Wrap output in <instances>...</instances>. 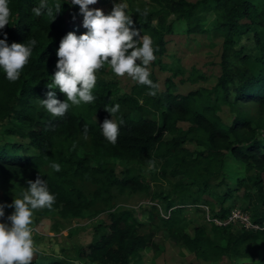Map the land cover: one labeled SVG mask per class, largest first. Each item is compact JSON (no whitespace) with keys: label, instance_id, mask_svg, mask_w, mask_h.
<instances>
[{"label":"trees","instance_id":"16d2710c","mask_svg":"<svg viewBox=\"0 0 264 264\" xmlns=\"http://www.w3.org/2000/svg\"><path fill=\"white\" fill-rule=\"evenodd\" d=\"M169 1L171 11L186 21L187 31L201 24L200 12L213 11L217 16L215 28L223 37L224 59L213 87L214 99H211L213 90L207 87L175 92L174 87L166 84L156 96H151L148 86L136 82L129 91H120L117 79L107 76L110 69L105 65L97 72L93 89L97 99L91 104L70 106L64 117H53L41 100L47 98L48 91H54L62 102L66 100L58 87L49 89L48 85L58 71L56 53L61 39L69 32L79 36L88 31L74 21L79 5L71 4L70 0H48L49 6L61 3V10L36 16L32 9L40 0H9L11 17L9 24L0 29V39L6 34L9 45L27 44L31 39L36 44L17 81H8L0 69V125L5 133L26 138V146L31 150L17 140L0 142V185L18 182L22 191L14 199L22 198V192L29 187L28 181L39 176L56 196L52 208L44 209H58L61 214L75 217L96 206L100 198L102 202L108 201L114 185L122 190L125 187L147 190L142 166L154 162L158 177L167 181L171 192L154 191L150 199L161 202L164 209L175 206L164 218L158 206L147 200L144 203L149 208H142L146 221L136 217L134 207L115 206L109 212V223L104 230L77 248L76 259L39 257L32 264H83L77 259L98 264H130L134 259L140 260L146 247H151L154 254L159 250L155 234L161 226L168 238L198 258L230 255L242 258L237 264H264V227L233 229L230 223L209 224L201 216L192 217L186 212L192 207V214L199 213L198 204L203 203L211 214L225 218L230 207L223 204L242 190V210L256 221L264 217V0ZM137 8L140 13L136 12ZM145 8L142 5L133 10L149 24L152 13L148 10L144 16ZM66 21L69 23L65 24ZM159 21L154 46L158 56L163 52L165 34L175 30L164 25L162 17ZM250 31L253 49L246 51L240 41L243 36L248 38ZM237 43L240 50L237 55L251 67L236 69L238 79L229 89L235 74L230 73L226 53ZM150 79L156 83L154 75ZM189 79L196 81L197 77L191 75ZM229 91L233 92L232 98ZM221 103L233 107L229 123H224L219 114ZM115 104L120 109L111 116L105 108ZM112 117L118 123L124 121L115 144L105 139L100 127L103 122L99 121ZM180 120H188L190 124L180 127ZM85 125L88 126L86 139ZM191 132L196 134L192 140L200 146L196 149L183 144L190 139ZM258 132L262 138L257 137ZM232 157L243 163L245 172L235 178L234 186L221 193L217 186L224 182V169ZM111 158L127 164L122 174H117ZM53 163L59 164L61 171L56 172L51 167ZM86 181L93 185L89 195L82 187ZM13 200L8 193L0 194L6 218L15 210L14 206L7 207ZM214 236L223 238L224 242Z\"/></svg>","mask_w":264,"mask_h":264},{"label":"rangeland","instance_id":"374dc122","mask_svg":"<svg viewBox=\"0 0 264 264\" xmlns=\"http://www.w3.org/2000/svg\"><path fill=\"white\" fill-rule=\"evenodd\" d=\"M120 2L128 4L127 11L133 19V27L139 30L140 36L144 34L150 36L153 41V46H155V41L157 39L156 27L159 28V23L161 22L159 19L161 20V17L164 25L175 27L173 32L165 34L162 54L158 56L156 52V59L149 65L151 75L156 77V83L160 85V90L164 89L166 84H170L171 88L174 87L173 91L175 92H187L193 88L199 87H207L213 90L217 77L221 73V66L224 59L223 37L221 32L215 28L217 20L215 12H200V15H203L201 24L194 30L187 31L186 21L183 18L177 17L176 13L171 11L169 0H97V3L89 5V8L101 9L107 15L112 11L114 4ZM142 5L152 13L149 24L144 22L133 10L134 7ZM74 21L83 26V14L80 12V8ZM67 23L69 22L66 21L65 24ZM257 29L261 30L260 27ZM251 33V31L248 32V38L243 36L240 41L246 51L253 49ZM134 39H139V37H134ZM238 45L239 43H237L233 49L229 48L226 53L227 65L230 69V73L234 72L235 74V81L230 84L229 89L234 86L238 79L236 69L247 70L251 67L250 63L245 60L243 61L242 58L237 55L240 51ZM253 51L254 50H252V52ZM191 75H195L197 80L191 81L189 79ZM107 76H113L117 79L120 91H129L132 85L136 83L127 76H115L111 70L108 72ZM167 81H169V83H166ZM215 93V90H213L211 99H214ZM232 95L233 92L229 91L230 98H232ZM232 110V105L220 104L219 114L224 123L230 122ZM110 119L115 120L113 117ZM99 121L103 122L104 120ZM189 124L190 122L188 120L178 121V125L183 128H186ZM3 129L4 126L1 124L0 142L7 139L17 140L23 143L25 149L31 150L30 147L26 146L28 141L26 138H19L16 135L7 134ZM189 135L190 139L186 140L183 144L191 149L200 147L192 140L196 134L191 132ZM257 137L262 138V133L258 132ZM82 151V149H79V152ZM111 160L116 167L117 174H122L127 164L117 158H111ZM142 169V177L148 185L147 190H131L128 187L122 190L117 185H114L111 187V197L108 201L102 202L100 198L96 206L86 210L83 215L75 217L61 214L58 209L48 211L40 209L35 211L33 216V227L35 229L34 239L40 249L35 258L43 257L48 259L52 257H65L69 260L76 259L77 248L86 245L104 230L105 225L109 223V212L115 206L134 207L136 209V217L146 221V212L142 211V208L145 207L148 209L149 207L145 206L144 202L148 199L152 201L150 197L154 191H171L169 189L170 186L166 183L167 181L158 177L155 167L142 166ZM154 170L155 173H153ZM244 172L243 163H240L232 157L228 160V164L224 169V182L217 186V190L222 193L224 190L231 188L234 186L235 178L240 177ZM87 182L88 181L82 184V187L89 195L93 185ZM194 187L193 185L192 189H194ZM20 190L18 182L0 185V194L8 193L11 200L19 195ZM239 194L240 195L236 193V197H229L223 206L241 208L244 201L242 190H240ZM237 195L241 197H237ZM159 204L163 206L161 202ZM204 205L206 204L200 203L198 204L200 207L196 206L201 209L199 213L192 214V207L187 209L186 212L190 213L192 217L201 216L202 220H206ZM156 220L157 219H155V221ZM0 222L8 223L9 225L11 223L5 216L0 217ZM208 223L210 224L211 221H208ZM230 224L233 229H237L240 226L238 223ZM156 230L155 241L158 243L159 250L154 254L151 247H146L141 251L140 260L134 259L130 264H237V262L242 260V258H234L230 255L210 257L207 259L198 258L185 246L175 244L172 239L168 238L162 226L158 227ZM214 237L217 240L220 239L219 241L222 243L224 242L223 238L219 236ZM262 251H264V248ZM77 260L82 261L83 264H98L81 259Z\"/></svg>","mask_w":264,"mask_h":264},{"label":"clouds","instance_id":"9594fccd","mask_svg":"<svg viewBox=\"0 0 264 264\" xmlns=\"http://www.w3.org/2000/svg\"><path fill=\"white\" fill-rule=\"evenodd\" d=\"M73 5H79L83 14V26L88 30L77 36L69 32L64 36L57 50L58 71L54 74L49 89L58 87L65 94L66 100L56 98L54 91L47 92V98L41 100V105L53 117H64L70 106L91 104L97 97L93 89L97 83V72L107 65L117 77H129L140 85L148 86L149 95L156 96L160 85L150 79L149 65L156 59L152 38L148 35L140 36L139 30L133 27V19L127 11L128 4L124 2L114 4L110 14L101 9H90L89 5L97 0H70ZM61 10V3L49 6L48 0H40L39 5L32 9L36 16L45 12L49 15ZM137 8L136 12L140 13ZM144 16L148 15L145 8ZM11 10L9 0H0V29L9 24ZM139 37V39H134ZM35 39L27 44L7 43V35L0 39V69L6 74V79L15 82L20 78L25 66L32 56ZM131 50V51H130ZM120 109L119 104L107 107L105 110L113 116ZM113 119H105L100 125L105 139L115 144L120 134V125ZM88 126L84 127V137L87 138ZM155 166L154 162H150ZM56 171H61L57 163L51 164ZM27 191L22 192V198L14 199V212L8 216V223L0 222V264H32L36 254L40 251L34 239L33 216L35 211L51 209L56 202V196L50 192L45 179L39 176L28 181ZM5 205L0 204V217H4Z\"/></svg>","mask_w":264,"mask_h":264},{"label":"built area","instance_id":"2783aa9c","mask_svg":"<svg viewBox=\"0 0 264 264\" xmlns=\"http://www.w3.org/2000/svg\"><path fill=\"white\" fill-rule=\"evenodd\" d=\"M151 203H155L159 208L160 216L166 218L169 216V211L173 207H169L168 209H164L159 202L157 201H149ZM206 220L214 222L217 225H225L228 223H238L241 227L245 229L257 230L264 227V217L260 221L253 220L250 213L242 210L240 207L230 208L225 218H221L218 215H211L208 209V206L204 205Z\"/></svg>","mask_w":264,"mask_h":264}]
</instances>
